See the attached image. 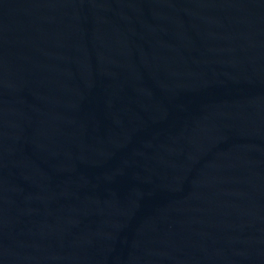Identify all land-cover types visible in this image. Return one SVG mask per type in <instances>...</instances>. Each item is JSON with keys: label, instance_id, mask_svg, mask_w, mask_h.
<instances>
[{"label": "water", "instance_id": "obj_1", "mask_svg": "<svg viewBox=\"0 0 264 264\" xmlns=\"http://www.w3.org/2000/svg\"><path fill=\"white\" fill-rule=\"evenodd\" d=\"M0 264H264V0H0Z\"/></svg>", "mask_w": 264, "mask_h": 264}]
</instances>
